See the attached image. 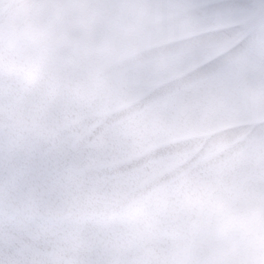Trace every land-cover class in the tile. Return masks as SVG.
Masks as SVG:
<instances>
[{
	"label": "clouds",
	"instance_id": "clouds-1",
	"mask_svg": "<svg viewBox=\"0 0 264 264\" xmlns=\"http://www.w3.org/2000/svg\"><path fill=\"white\" fill-rule=\"evenodd\" d=\"M257 6L264 0L243 8ZM139 11L131 0H0V226L37 215L26 195L33 170L70 153L89 118L125 102L111 84L139 46ZM235 31V55L264 65V21ZM249 86L264 95V73ZM65 104L79 114L70 128L62 112L52 121ZM225 159L167 175L146 169L98 202L58 205L48 218L70 239L49 264H264V142L248 137Z\"/></svg>",
	"mask_w": 264,
	"mask_h": 264
},
{
	"label": "rangeland",
	"instance_id": "rangeland-1",
	"mask_svg": "<svg viewBox=\"0 0 264 264\" xmlns=\"http://www.w3.org/2000/svg\"><path fill=\"white\" fill-rule=\"evenodd\" d=\"M131 2L140 7L139 46L129 49L111 84L126 100L89 118L70 153L33 170L35 191L26 195L37 215L0 226V264H49L70 239L47 215L60 204L98 202L146 169L167 175L204 161L230 164L225 157L239 142H264V95L249 86L264 65L235 55L236 27L259 28L264 8L249 14V0ZM57 111L65 127L77 123L75 106L54 107L53 123ZM248 178L241 162L237 179Z\"/></svg>",
	"mask_w": 264,
	"mask_h": 264
}]
</instances>
